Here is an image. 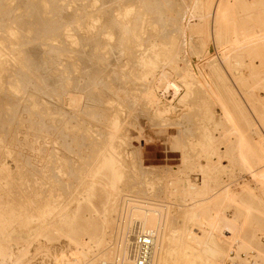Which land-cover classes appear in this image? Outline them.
<instances>
[{
	"label": "rangeland",
	"instance_id": "374dc122",
	"mask_svg": "<svg viewBox=\"0 0 264 264\" xmlns=\"http://www.w3.org/2000/svg\"><path fill=\"white\" fill-rule=\"evenodd\" d=\"M15 1L16 0H14V1L10 0L9 1L10 3L8 2L10 6L6 2L7 5L6 4L5 5L7 6L6 7L7 9H6L5 13L0 12V47H1L0 48V54L3 53L0 55L1 56L0 57V65L3 66V67L1 66L2 70L0 68V71H3L4 70L3 68H5L4 74H3V72L0 73V76H1L0 77V104H1L0 105V113H1L0 114L1 115L0 116V170L3 168L5 170L3 173H0V182H1L0 183V204H1L0 207H1V213H3L2 215L4 217L6 215H8L5 218L9 217V218H7L9 220V219H12L10 217H13L12 220H14V222L11 224L10 229H8V231L9 232L12 231L14 233H17L11 238V240L7 244H5L6 245L5 247L8 248V257L5 261V263L6 264H69L71 261H73L78 256V254H75V253H77L76 252L77 248L75 247V245L69 244L67 239H65L61 236H57V234H55V233L52 236V238L50 237L51 239H47V237H46L47 234L45 235V233H44V234H41L38 236H31L28 239V241H22V240L18 239L17 236H19V235L27 236L29 233L33 232L36 229L35 223H32L30 226L26 227L24 225V219L27 217H30L31 215H34V213H35V215L33 217H36V213L39 214V212H40V211L39 212H37V211L39 210L41 205H42V207L40 208V210H42L44 205H50L51 204V206H49V207L52 208L53 207L52 201L54 200V201H56V202L53 201L54 207H56L57 205H60V203H62V202H69L71 200L70 198L75 196L73 189L75 186L74 185V183H75L74 179H75L76 174H77V171H76L77 166L78 167L80 166L81 168H83L85 170V171L83 170L84 175L87 174L88 167H86V164L83 163L84 162L83 160H85V158L88 160V154H89V161L93 159L92 162L95 163L97 161V159H96L97 154L96 153L100 152V151L98 152V147L102 148L103 145H105L107 142V140H105L107 137H105V136H108V134L113 133L116 137H119L118 139L115 140L116 143L118 142L117 146L115 145V150L119 154V158L122 157L121 161L125 160L124 162H122L123 164H121V166H122L121 170L123 173H125L124 169H125V171L128 172V173L126 172L128 174V176H127V174H126V176L130 180L132 178L136 177L135 174H137V177H138V174L140 172V174L141 173L146 174V175L150 174V178L152 177L151 179H158L161 182H167L169 180L171 181L172 178L170 177V175L176 171V169H175L176 167L178 168L180 166L179 165V163H180L179 157H181V159H182V156H184L186 158V155H187V158H190L189 156L191 154L192 158L188 159V160H190L189 162H194L197 165L199 164L198 166H201V167H205L207 165V161L210 159L212 162L211 166L213 168V171H211V173L214 172L211 176V178L212 179L214 178V179L212 180V182H210V186L211 187H216L217 185H219V187L226 186L227 191H229V193L227 192L229 195L226 194V196L223 197V199H221L219 206L215 210L217 212L216 213L213 212V216H211L212 219H215L216 221L218 220L219 217L225 218L226 220H228V224L226 225V227L219 229V231H216L217 236L219 238L222 236L223 238H220V240H218V242H216L217 248L220 251H219V253L215 254L214 261L217 264H221L222 262L224 264H264V253H263L264 252V183L261 184V182L259 180L258 181H257V179L255 180L253 175L251 173H249V171L246 170V168L242 164H239L238 162L232 161V159L235 156H237V153L234 152L233 150H231L229 145H228V140L231 137V134H229L228 128L223 124L219 125L222 121L221 109L219 108V106L215 102H213L211 100L209 95L203 94L202 91H204V90L201 89L202 87H201V85H199L202 83L196 82L200 78V73H201L200 71L201 70H202V72H205V74H207V73L209 74V72H207L208 69L206 67H204L206 65L205 55H204V50L206 47L208 48V50H210L211 55L217 56L218 52H219L218 49H219L220 43H223L227 39V45H229L231 41L236 40V38L238 36V30L239 29L243 28V29H246L252 33L253 32L257 33V34L259 33V30H260L259 27L262 24L264 25V0H247L248 3H250V6H247V8H245V7L242 8V2L244 0H231L230 9L228 11H226L225 14L223 13L219 25H215L213 20L209 19V18H205L206 20L203 19L202 21H200L199 19H196V17H197L196 16V14H197L196 7H197L198 0L197 1L196 0H172V1L171 0H148V1L145 0L144 2L146 3V5H145V3L143 5V1H140V0H138V1L135 0L134 2H131L132 0H129L128 2L126 0H121V1L120 0H111V1L110 0H103V2H105V4L102 3V0L101 1L95 0L96 2L93 0H91V2H90V0H85L88 2H85L84 0H75V1L70 0V1H72V2H70L69 0H67L70 3L69 2L66 3L67 2L66 0H54V2L51 0L50 2L52 4L49 5V3H50V2H48L49 0H45V2H46L45 5H47V3H48L49 7H51V5H53V4H55L52 6L53 8L51 7L53 10L51 8H48V9H51V11L54 12L55 15H53L52 12H50V10H49V13H51L50 16L53 17V20H55L54 21L55 23H53V24H56L58 26V28L56 27V25H54V27L49 28L48 29L49 31H47V33L46 32L42 33L40 29L37 30V33L35 32L37 29V26H36L37 22L34 19V16L36 14L31 13L32 10H30L33 8L32 3L34 0L33 1L27 0L28 2H25L26 0L25 1L23 0L24 1V2L22 1L23 3L17 2V1L15 2ZM92 1L94 2L93 3L94 5L92 4ZM97 1H99V2H97ZM149 1H151V4ZM155 1L156 2L160 1V2L156 3ZM79 2H82L83 4H81V3L79 4ZM137 2H139V4L142 2L140 5L145 6V7L141 6L142 9L140 11L136 10V8L140 7L137 4ZM147 2H149L148 7H147ZM17 3H19V4L16 5ZM21 3H22V5H21ZM24 3H28V4L30 3L29 4L30 5L29 13L27 10L28 9L27 6H29V5L25 4V6H23ZM129 3H130L129 6L132 9L128 5H125V4H129ZM133 3H135L136 7ZM11 4H13V6H11ZM63 4H64V6H63ZM86 4L87 5L91 4L92 6L91 5H89V7L87 6V8H88V10H87L85 8ZM156 4H157V6L159 5V7H157ZM150 5H151V7H149ZM152 5H153V7H152ZM65 6H66V8H65ZM107 6H108V8H107ZM97 7H99V9ZM124 7H126L127 9ZM94 8H96V9H94ZM121 8H124V10ZM143 8H145V9L147 8L150 10L153 9L152 11H154V9L157 8L154 11L155 12L154 14L156 17H154L152 11L146 9V11H148V12L150 11V13H148ZM54 9H55V11H54ZM83 9H85V10H83ZM89 9H91V10H89ZM133 9L136 10L137 12H135ZM57 10H59V11H57ZM95 10H97V11H95ZM143 10L146 13H144ZM161 10H162V12H161ZM92 11L94 13L91 14L90 12H92ZM33 12L35 13V11H33ZM159 12H160V14H159ZM80 13L82 15H84V14L85 15L82 16V15H80ZM124 13H130V16L128 17L130 19V22H128L129 25H127L126 22H123L124 20L121 21L120 18H118V16L120 17ZM151 13L153 16L151 15ZM156 13L158 15H156ZM24 14H26V15H24ZM89 14H91L90 15L91 17L89 16ZM95 14H96V16H95ZM105 14H106V17L104 16ZM107 14L109 15V18L107 17L108 16ZM146 14H148V15H146ZM100 15H101V17H100ZM137 15H139V16L137 17ZM74 16H75V19H74ZM80 16H81V18H80ZM140 16H142V17L139 18ZM85 17H86V19L83 20L82 18H85ZM99 17L102 18L103 20H101ZM133 18L137 23H138L139 19L140 20L142 19L141 20L142 22L139 20L141 24L138 23L139 25H137L138 27L141 25L139 27L140 30L138 29V30H135V32L133 31L134 33H132V32L128 33L130 31V28L132 29V27L135 26L133 21H132ZM87 19L90 21L88 22ZM91 19H94L96 21V22L94 21L93 25L95 24L99 27L98 28L99 32L102 31L100 33V34H102V37L99 33H96L94 38L98 37L101 39V38L107 37L106 39L112 41V39H115L117 36H119V37H117V40L119 41L117 44L119 47L116 44V46L118 48H116L114 53H112L113 55L106 52L103 56L104 58L102 57L103 60H101V62H100V60L98 61V59H96L95 57H93V59H88V55L91 52L90 51L91 48L89 49V46L87 43L92 45L93 42L97 41L94 38L88 39V32L87 31H88V28H90V23L93 22V20H91ZM104 19H105V21H104ZM116 19H118V21ZM147 19L151 20V21L146 22V21H148ZM154 19H155V22H154ZM187 20H188V22H186ZM70 21H72V22H70ZM107 21L110 23V25H108V23L106 24ZM84 22H86V23L83 24ZM117 22H121V23L123 22V23L122 24L120 23V25L118 23L119 26L115 25V27L117 26L116 28L113 27L114 24H116ZM20 23L23 26L20 25ZM39 23H40V20H39ZM81 23L84 25V27H83V25H81ZM150 23H152V24H150ZM155 23H156V25H155ZM199 23H201V25ZM79 24L81 26L80 29L83 28L82 30H80L82 32H80L79 29L77 30V28H78L77 26ZM100 24L103 26H100ZM131 24H132V26H131ZM190 24H192V25H190ZM18 25H19V27H18ZM86 25H88L89 27ZM105 25L108 27H106ZM176 25H177V27H176ZM20 26H21V28H20ZM129 26H130V28H129ZM193 26H195L197 28L196 31L190 29V27H193ZM17 27H18V29H17ZM101 27L103 28V30H101ZM52 28H55V29H52ZM64 28L67 31H65ZM106 28H107V30H106ZM128 28H129V30H125ZM170 28L172 30H170ZM19 29L23 30V31H20ZM24 29H25V31H24ZM26 29L28 30V32H30V34L28 32H26ZM111 29H112V31H111ZM54 30H57V32H55ZM105 30L108 31L109 34H107V32ZM122 30L123 31L125 30V32H124L125 34L123 33ZM60 31H62V33ZM78 31H79V33H78ZM85 31L87 34L85 33ZM137 31H138V33H136ZM150 31H151V33H150ZM23 32H26V33H23ZM144 32H146V33H144ZM147 32H149V34H147ZM153 32H154V34H153ZM21 33H22V36H20ZM105 33H106V35H105ZM47 34H48V36H46ZM61 34H62V36L59 37V35H61ZM126 34H127V36H126ZM133 34L135 36L137 34H138L137 36H139V35L140 36L136 38ZM142 34H144V35H142ZM160 34H162V35H160ZM123 35H124V37H123ZM44 36H46V37H44ZM66 36H67V39H69V40H67V39L64 40L66 38ZM71 36H72V38H71ZM125 36L128 37V41L130 39V43H132V45L134 43V45H133L134 47L131 46V48H130V50H132V54L130 56L133 55V58L135 59L140 55H143V56L148 55V57L150 58V61L153 62L154 65L156 64L155 67H156V70L158 71L157 76L159 73H162L163 71L166 72L167 74L169 72H171L173 77H174V81L178 78L176 75L179 76L178 80H176L177 83H183L184 81H186L184 79L187 76H189L188 78H186L187 79L186 82L190 83L189 91H190V93H192L191 99H190V97L188 98L190 101H188L187 99H186V101L184 100L186 103L184 105V103L181 104L179 102H175L178 100H171L168 97H167L168 98L167 99L165 95H163L161 97H159V95H157L159 100H157V97H155L156 100L154 98V100H155L154 102L153 101H151L152 103H150V101L146 102L147 99H145V97H144V96H147L146 91L145 92H143V91L145 89L146 90H150V89L154 90V89L152 86L150 87V82H149L150 80L149 81L147 80L148 82L143 81V78H142V80H139V78L141 77L140 74L142 73L141 68L139 69V67L134 65V64L133 65L127 64V56H129V55L127 54L126 51H124V50H126L124 48V46H122L120 44V42H121L120 38L123 37L122 38V41H123L124 38L126 39ZM152 36H153V39H152ZM161 36H162V39L160 38ZM22 37L25 40H23ZM25 37H27V38H25ZM68 37H70L71 39ZM73 37H74V39H73ZM83 38H84V40H83ZM98 38H96V39H98ZM157 38H159V39H157ZM61 39H62V41H60ZM86 39H88V40H86ZM93 39H94V41H93ZM140 39H142V40H140ZM48 40H49L50 44L48 43ZM79 40L81 41L80 44H79V42H80ZM89 40L91 42H89ZM138 40L141 42H139ZM151 40H152V43H150ZM245 40H243V41H245ZM67 41H69V42H67ZM84 41H86V42H84ZM125 41H127V39ZM148 41H150V42H148ZM156 41H158V42H156ZM42 42H44V43H42ZM82 42H84V43H82ZM143 42H145V43H143ZM246 42L248 43V41H245V42H243V44ZM83 44H84V46L85 45L86 46L84 47ZM137 44L139 45V47L137 46ZM48 45H50V46H48ZM53 45H55V46L52 49L53 50L52 51L51 48L53 47ZM80 45H82V47H80ZM146 45H147V47H146ZM63 46L64 47L66 46L68 48L69 52L67 51V54L65 53L67 58L62 53L61 47H63ZM56 47L58 49H56ZM203 47H205V48H203ZM121 48H124V50H120ZM159 48L161 51L163 49L164 50L166 49V51L169 54L166 53L167 55L165 57H167V56H169V57H167L165 59H163V57H160V58L157 57L156 58V54H157V51L159 50ZM9 49H11V51H9ZM54 49H56V51ZM78 49L79 50L81 49V50L77 51ZM155 49H158V50H155ZM86 50L87 51L89 50V52H87ZM24 51H25V53H24ZM116 51L117 52L120 51L118 53L120 55H117ZM55 52L56 53L59 52V53L56 54ZM79 52H81V53L79 54ZM135 52H136V54H135ZM146 52H148V53L146 54ZM47 53H48V55H47ZM140 53H142V54H140ZM60 54H61V57H59ZM81 54L83 55V57H81ZM170 54H171V56H170ZM224 54H225V59L223 61V59H221V57H220L219 59H221L220 60L221 62L220 63L218 62V66L221 68V70L227 76H230V78H232V79H234V81H236V85L238 86V88L243 89L245 93L253 96V100L256 101L257 111L259 113H262V115L264 116V89H263L264 88V59L262 57L255 56V55L245 56L243 54L241 56V55H239L240 53L237 50H235V48L225 50ZM114 55L118 58H115ZM18 56H20V57L24 56V58L27 62L30 60L28 63H30L29 65H31L32 68H31V66H26V69L22 71V69H24L25 66H20L19 63L17 64V61H19V59H20V57H18ZM17 57L19 58L18 60H16ZM108 57L111 59H109ZM112 57H113V59L115 58V59L119 60L120 63L119 62L118 63L123 65L122 68H121V65L116 64V62L111 61ZM70 58L72 60H70ZM78 58H80L79 60L82 63H80ZM106 58H108V59H106ZM119 58H122V59H119ZM172 58L173 59L176 58V59H174L176 61V63ZM73 59H76L75 60L76 62ZM151 59H153V60H151ZM170 59L172 60L171 65H174L173 67L175 68L173 70L172 69L170 70L169 64H167V62H169L168 60H170ZM59 60H61L62 63L59 62ZM84 60H85V62H84ZM87 60L89 62H87ZM92 60H94V61H92ZM155 60H157V62ZM179 60H181V61H179ZM217 60H218V56H217ZM67 61L69 63H71L72 65L71 64L69 65V63ZM70 61H73V62H70ZM108 61H111V62L108 63ZM237 61L240 62L241 64L238 65ZM65 62H66V67H64ZM1 63L5 64V65H3ZM33 63H34V67H33ZM83 63L85 65V67L83 66ZM91 63H92V66L94 65L95 68L98 66L96 68V71H97V74L99 75V76L98 75L96 76V80L94 82H92V84H91V82L89 83V81H87L90 70L92 71V73H94V70H93L94 67L91 66ZM67 64L70 67H68ZM26 65H28V64H26ZM58 65H59V67H57ZM79 65H81V66H79ZM35 66H36V68H35ZM62 66H63V68H61ZM135 66H136V68L134 69ZM56 67L59 71L55 69ZM76 67H78V69ZM87 67H89V68H87ZM91 67L93 69H91ZM198 67H199V69H198ZM81 68H83V71L85 70L84 73H83V71H80ZM86 69L88 72L86 71ZM101 69H102V72L100 74L99 72ZM55 70L58 71L59 73L54 72ZM66 70H68V71H66ZM70 70H71V73H70ZM73 70L77 71V72H74ZM136 71H137V73H136ZM66 72H68L67 75H66ZM85 72H87L88 74ZM119 72L121 75L119 74ZM24 73H26V74H24ZM60 73L62 75L63 74H65V75L62 76ZM106 73L107 74L109 73L110 76L109 75L107 76ZM191 73H193V74H191ZM30 74H32L33 76H30ZM179 74H181V76ZM69 75H70V77H69ZM137 75L138 76L140 75V77H138V79H136ZM198 75H199V77H198ZM76 76H77V78H75ZM115 76H117V78ZM45 77H46V79L44 80ZM112 77L117 79L116 85H118V86L120 85L119 86L120 88H117L118 95H120L126 91L127 92L120 95V97H119L118 95H116V93L115 94L113 93V96H112V93L110 91H108V92L106 91V93H108L109 95L105 94L103 97V102H100V103L96 102V100L90 99L93 92L98 91V87L100 90V88H102L103 84H104V86L107 84V83L105 84V81L108 82V80ZM180 77H184V78H181V80L183 79L184 81L179 80ZM55 78H57L58 82L57 81L54 82L56 80ZM119 78H121V79L118 80ZM127 78H129V79H127ZM26 80H27V82H26ZM39 80H41V81H39ZM82 80L83 81L85 80V81L83 82ZM38 81L41 82V84ZM42 81H43V83H42ZM69 81L70 82L73 81L74 84H73V82L70 83ZM96 81H97V83H96ZM102 81H103V84L101 83ZM121 81H122V83H121ZM198 81L201 82V80H198ZM62 83H64L65 85ZM68 83H70L71 85ZM93 83L94 84L99 83L101 85L96 86V85H93ZM194 83H196V84H194ZM84 84H85V87L83 86ZM90 84H91V86H93L92 88H94V89H92L90 87ZM55 85L56 86L61 85V87L59 86V90H58V86L55 87ZM78 85L81 87H79ZM121 86L123 87L122 90H121V88H122ZM196 86H198V87L195 88ZM63 87H67V90H66V88H63ZM61 88H63V89H61ZM190 88H191V90H190ZM56 89H57V92H56ZM61 90H62V92H61ZM71 90H73L75 92H73ZM82 90H84V92ZM123 90H125V91H123ZM147 92H149V91H147ZM154 92H155V90H154ZM195 92H196V94H194ZM198 92L202 93V94L198 95ZM69 93L71 94V96L69 95ZM83 94H84V96H80ZM131 94H133V95H131ZM193 94H194V96H196L195 99L193 97ZM58 95L60 97H63V98H59ZM66 95L70 96L71 101L73 100L72 102L69 101V104L67 102L69 98L67 99ZM73 95L75 96V98L73 97ZM129 95H131V96H129ZM154 95H155V93H154ZM77 96L79 97V99L81 101L79 99L78 100L76 99V98H78ZM85 96H86V98L88 97L87 99H89V100H85V98H84ZM106 96L108 97V99H106L107 98ZM114 96H115V98H114ZM117 96H118V98H117ZM123 96H125V97H123ZM127 96H128V98H126ZM137 96H139V99L137 98ZM198 96H199V98H198ZM129 97L131 99L134 98V100H131ZM72 98H74L75 100ZM116 98L119 100H117ZM192 99H194L193 102H192ZM82 100L85 102H83ZM195 100H197V101H195ZM86 101H88V102H86ZM130 101H135V102H130ZM138 101H139V103L141 102V104H139ZM156 101H158L159 104ZM169 101H170V103H169ZM91 102H93V104ZM104 102H107V103H105L106 105L104 104ZM155 102H156V104H155ZM165 102H166V104L164 105L163 103H165ZM39 103H41V104H39ZM113 103H116V104H113ZM129 103L131 106L129 105ZM135 103H136V106H135ZM167 104H168V106L169 105L170 106L169 107L166 106ZM127 105H128V107H127ZM144 105H146V106H144ZM156 105H157V108H156ZM160 105H164V106H160ZM143 106H144V108L139 110ZM172 106H175V107H172ZM183 106H185V107H183ZM81 107H84V109H82ZM92 107L95 108V110L94 109L92 110ZM160 107H161V109H160ZM162 107H166L167 109H170L172 107L170 110H173L174 112L173 111H170V112H172L173 114L168 112L169 114L167 113L166 116L162 115V116L158 117L156 111H157V109H159V112H160V110L163 109ZM113 108H114V110H113ZM133 108L134 109L137 108V109L133 110ZM7 111H8V113H7ZM87 111H88L89 115L86 114ZM145 111H146V114H150V112H151V114L150 115H145V113L142 114V112H145ZM191 112H192V114H191ZM61 115H62V117L63 116L64 117L59 118V117H61ZM156 117H157V119H156ZM255 117H256V122L258 121L257 122L258 125L261 124V120L260 121L258 120L259 116L256 115ZM130 118H132V119H130ZM151 118L153 119V121ZM99 119H100V121H99ZM168 119H170V120H168ZM171 119L173 120V122ZM113 120H115L117 123V125L115 126L116 130L113 128L114 131L112 130V127L110 125V122ZM163 120H165V121H163ZM134 121H135V123H134ZM149 121H151V122H149ZM157 121H161V122H159V125H157V123H158ZM168 123H171L172 125H170ZM160 124L162 125V127ZM166 124H168L169 126H167ZM178 124H180L179 125L180 127H178ZM181 124L182 125L184 124V125L181 126ZM69 126H70V128H69ZM117 126H118V128H117ZM171 126H172L171 130H169ZM263 126H264L263 124L261 126L259 125V127L261 128L260 129L261 130L260 136H262L261 138L264 140V136H263L264 135V127ZM166 127H167V129H166ZM173 127H174V129H173ZM175 128L176 129L179 128L178 131H181L180 129L182 128L183 131L178 132ZM174 130H175V133L178 132L175 135L177 137L176 139H178V140L181 139V141L184 139V141H182V142H185V140H186V141L192 142L194 144L189 143V145L191 144L189 148L183 147L181 149L179 146L178 147L180 149L176 148L179 142H177V144H174V143L172 144L171 142H169L172 140L174 142L178 141L175 139V136L171 137V136H173L171 133ZM116 133H118L119 135ZM181 135H183V136H181ZM75 136L77 137V140H76ZM71 137L72 138L74 137L72 142H71V140H72ZM103 137L105 139H101ZM127 137H129V139H127ZM87 138H89L88 140H91V141L88 142ZM81 140H83V141L85 140V144ZM99 140H100V144L103 142L101 147L99 146L100 144H98ZM79 141H81V144ZM198 142H199V144H198ZM89 143L91 144V146H88V145H90ZM95 143H97V144H95ZM195 143H196V145H195ZM170 144H172V147ZM173 145H176V146H173ZM192 145L195 147L193 148ZM77 146H79V147H77ZM69 147H71V148H69ZM173 147H175V148H173ZM64 148H65V150H64ZM89 148L90 149L92 148V149L90 150ZM93 149H94V151H93ZM96 149H97V151H96ZM186 149H187V151H186ZM68 150L70 153L68 152ZM171 150H173V151L175 150L176 153L175 152L173 153V151H171ZM188 150L190 151V153H188L189 152ZM178 151L179 152L181 151V152L179 153ZM177 152H178V154H177ZM90 155H92V156H90ZM93 155H95V157ZM63 156L66 157V159H64ZM64 160L65 161L68 160L69 162L68 161L65 162ZM87 160H86V162H88ZM81 161H83V162H81ZM130 162H132V163H130ZM59 164L61 167L59 166ZM128 164H132V165L129 166ZM134 164L136 166V169H135L136 172H134L135 170H132L135 168ZM69 165L71 168H73V169L75 168V169L73 170L71 168H68ZM127 165H128V167H127ZM62 168H64V169H62ZM65 168H67V171H65L66 170ZM198 169L199 168H197V167L189 169L188 170L189 173H188L187 177H188V180H190V182H192L191 184L201 186L203 175H202L201 171ZM72 172L76 173V174H72ZM36 174H38V175H36ZM64 174H65V176H64ZM68 174H69V176H68ZM140 174H139V177H140ZM56 175H57V177H55ZM105 175H106L105 172L101 175H96L97 176L96 177L97 184L95 185L96 196L94 197L92 203H93V206L99 211L101 210L102 204L104 202L103 185H105V183H106ZM130 175L131 176L134 175V176H132V178H131ZM155 177H157V178H155ZM58 178H61L63 183H64V181H65V183H68V184L71 183L72 185L71 184L70 185H71V187H73L72 188L73 192L70 191L71 187L69 185H68L69 190L65 189L66 187L64 186V184L61 182L60 179L58 180ZM70 179H72V180H70ZM38 180H40V181H38ZM165 184L166 183H164V185ZM244 185H247V186H244ZM243 186L249 187V189L250 188L253 189V193L249 194L246 191H244ZM50 189H52L53 191ZM48 190L51 191L52 193L48 192ZM64 191H66V193L67 192H70V193L61 195V193H65ZM51 194H52V197H51ZM56 194L58 197L55 196ZM48 197H50V199H52V198H55V199H52L50 202V199ZM46 198H47V200L49 199L47 204H45L47 201ZM179 198L180 197H175L174 201L178 202ZM226 198H227V200H226ZM40 199H42V200H40ZM27 203H29V204L27 205ZM22 204H24V205H22ZM36 204H39L40 206L36 205ZM8 205H10V206H8ZM29 205H31L32 207L31 206L29 207ZM34 205H36V206H34ZM33 206L36 208H34ZM74 207H75L74 203H72L71 208H74ZM5 208H6V210H5ZM7 208H8V210H7ZM25 208L27 211L25 210ZM29 208H30L31 212L33 211L32 213L29 211ZM119 208H120V206H119ZM119 208H118V210H119ZM12 210H13V212H12ZM17 210H19V211H17ZM10 211H11V213H10ZM177 211H179V210L177 209ZM177 211H176V213L179 215L180 212H177ZM8 213L11 214V216ZM118 213H119V211H118ZM38 214H37V216H38ZM117 215H116V217H117ZM18 219H20V220H18ZM12 220H11V222H12ZM218 225H219V222H218ZM113 230H115V226H114V229H112V232L111 231L109 232V234L112 233V237L114 236V238H112L110 236L112 238V243L115 242V235L113 234L114 233ZM231 230H233V231H231ZM232 232H234L233 233L234 235L232 234ZM229 233H231V234H229ZM237 236L239 237V239ZM234 238L235 239L237 238L236 240L239 241L238 245H230L232 243V240H235ZM225 250H228L230 253L225 252ZM93 252L94 251H92V253Z\"/></svg>",
	"mask_w": 264,
	"mask_h": 264
},
{
	"label": "bare ground",
	"instance_id": "6f19581e",
	"mask_svg": "<svg viewBox=\"0 0 264 264\" xmlns=\"http://www.w3.org/2000/svg\"><path fill=\"white\" fill-rule=\"evenodd\" d=\"M10 0H0V12L1 13H5L6 11V5L7 3L9 2ZM14 1V0H12ZM17 2H22L23 0H16ZM15 1V2H16ZM25 1V0H24ZM23 1V2H24ZM33 1V0H31ZM30 1V2H31ZM37 1V2H36ZM43 1V2H42ZM51 0H49L48 2H50ZM54 2V0H52ZM67 1V0H66ZM70 1V0H69ZM69 1H67L66 3H68ZM73 1V0H72ZM70 1V2H72ZM75 1V0H74ZM85 1V0H84ZM95 1V0H93ZM92 1V4L94 3ZM101 1V0H99ZM97 1V2H99ZM111 1V0H110ZM121 1V0H120ZM127 2L129 0H126ZM135 0H132L131 2H134ZM138 1V0H137ZM140 1H143V5H144V1L145 0H140ZM139 1V2H140ZM148 1V0H146ZM172 1V0H171ZM197 1V0H196ZM7 2V3H6ZM22 2V3H23ZM25 2H28L27 0ZM60 2V1H59ZM69 2V3H70ZM85 2H88V1H85ZM91 2V0H90ZM89 2V3H90ZM96 2V1H95ZM126 2V3H127ZM130 2V3H131ZM139 2H137V4L140 6L138 8H136L137 11H140L142 8L139 4ZM150 4H151V1H149ZM147 2V7H148V3ZM154 2V1H153ZM156 2V1H155ZM157 2H160V1H157ZM156 2V3H157ZM10 3V2H9ZM8 3V5H9ZM13 3V2H12ZM21 3V5H22ZM32 3V2H31ZM45 0H34L33 3H32V6L33 8L30 9V3H24L23 6H25V4L29 5L27 6L28 7V13L30 10L31 13L33 14H36L34 16V19L36 20V26H37V29H36V33H37V30L40 29L42 33L49 31L48 29L51 28V27H54V25L56 24H53L55 23L53 20V17L50 16L51 13H49V10L50 12H52L53 15L54 12L51 11V9L53 8L52 6L55 5H51V7H49L50 4H52L51 2L47 3V5H45ZM83 4L82 2H79V4ZM102 3L105 4V2H103L102 0ZM108 3V2H107ZM129 4H125V5H130ZM173 3V2H172ZM189 3V2H188ZM6 4V5H5ZM15 4V3H14ZM19 3H17L16 5H18ZM124 4V3H123ZM135 5V3H133ZM194 4V3H193ZM72 5V4H71ZM91 5V4H89ZM89 5L86 4V9L88 10L87 6L89 7ZM94 5V4H93ZM102 5V4H101ZM100 5V6H101ZM146 5V3H145ZM154 5V4H153ZM152 5V7H153ZM180 5V4H179ZM196 5V4H195ZM230 5H231V0H198V3H197V7H196V10H197V14H196V19H199L200 21H202L203 19L205 18H209V19H212L214 24L215 25H219L220 24V21H221V17L223 15V13L225 14L226 11H228L230 9ZM10 6V5H9ZM8 6V7H9ZM11 6H13V4H11ZM64 6V4H63ZM92 6V5H91ZM98 6V5H97ZM109 6V5H108ZM107 6V8H108ZM132 6V5H131ZM157 6V4H156ZM247 6H250V3H248L247 0H244L242 2V8L245 7L247 8ZM26 7V8H27ZM55 7V6H54ZM60 7V6H59ZM76 7V6H75ZM95 7V6H94ZM130 7V6H129ZM136 7V5H135ZM142 7H145V6H142ZM151 7V5L149 6ZM155 7V6H154ZM159 7V5L157 6ZM195 7V6H194ZM48 8H51V9H48ZM66 8V6H65ZM84 8V7H83ZM91 8V7H90ZM99 9V7H97ZM116 8V7H115ZM126 8V7H124ZM124 8H121L124 10ZM131 8V7H130ZM258 8V7H257ZM25 9V8H24ZM30 9V10H29ZM82 9V8H81ZM96 9V8H94ZM127 9V8H126ZM129 9V8H128ZM132 9V8H131ZM145 11L146 9L143 8ZM152 9V8H151ZM157 9V8H156ZM154 9V11L156 10ZM168 9V8H167ZM18 10V9H17ZM26 10V9H25ZM53 10V9H52ZM85 10V9H83ZM86 10V11H87ZM91 10V9H89ZM93 10V9H92ZM102 10V9H101ZM108 10V9H107ZM111 10V9H110ZM134 10V9H133ZM136 10H134L135 12H137ZM144 13L148 12V11H144ZM147 10H150V9H147ZM153 10V9H152ZM150 10V11H152ZM160 10V9H159ZM183 10V9H182ZM195 10V9H194ZM35 11V13L33 12ZM55 11V9H54ZM59 11V10H57ZM85 11V12H86ZM97 11V10H95ZM99 11V10H98ZM104 11V10H103ZM131 11V10H130ZM150 11L148 13H150ZM152 11L154 17L155 16V12ZM84 12V13H85ZM106 12V11H105ZM104 12V13H105ZM122 12V11H121ZM128 12V11H127ZM132 12V11H131ZM142 12V11H141ZM142 12V13H143ZM157 12V11H156ZM162 12V10H161ZM30 13V14H31ZM76 13V12H75ZM87 13V12H86ZM91 14L94 13L93 11L90 12ZM96 13V12H95ZM98 13V12H97ZM117 13V12H116ZM123 13V12H122ZM134 13V12H133ZM141 13V14H142ZM151 13V15H152ZM164 13V12H163ZM196 13V12H195ZM89 14V16L91 15ZM99 14V13H98ZM112 14V13H111ZM118 14V13H117ZM120 14V13H119ZM132 14V13H131ZM135 14V13H134ZM138 14V13H137ZM160 14V12H159ZM194 14V13H193ZM26 15V14H24ZM78 15V14H77ZM80 15H82L80 13ZM85 15V14H84ZM82 15V16H84ZM87 15V14H86ZM108 15V14H107ZM116 15V14H115ZM144 15V14H143ZM142 15V16H143ZM148 15V14H146ZM152 15V16H153ZM156 15H158L156 13ZM175 15V14H174ZM187 15V14H186ZM3 16V15H2ZM1 16V17H2ZM33 16V15H32ZM88 16V15H87ZM86 16V17H87ZM96 16V14H95ZM99 16V15H98ZM106 17V14L104 15ZM130 16V13H124L122 14L120 17L118 16V18H120V20H124L123 22H126L127 25L128 22H130V19L128 18ZM133 16V15H132ZM135 16V15H134ZM139 15H137L138 17ZM142 16H140L139 18H141ZM160 16V15H159ZM4 17V16H3ZM25 17V16H24ZM85 18H82L83 20L86 19ZM91 17V16H90ZM101 17V15H100ZM99 17V18H100ZM109 18V15L107 16ZM149 17V16H148ZM153 17V18H154ZM30 18V17H29ZM33 18V17H32ZM81 18V16H80ZM93 18V17H92ZM117 18V17H116ZM3 19V18H2ZM7 19V18H6ZM58 19V18H57ZM73 19V18H72ZM74 19H75V16H74ZM78 19V18H77ZM101 20H103L102 18H100ZM138 19V18H137ZM136 19V20H137ZM151 19V18H150ZM157 19V18H156ZM30 20V19H29ZM39 20H40V23H39ZM80 20V19H79ZM93 20L92 23H90V28H88V39H91V38H94L96 33H101L103 30V28L101 27V32H99V27L97 25H93L94 23V19H91ZM98 20V19H97ZM118 21V19H116ZM140 20V19H139ZM138 20V23H140V20ZM148 20V19H147ZM162 20V19H161ZM206 20V19H205ZM74 21V20H73ZM87 21L89 22L90 20L87 19ZM105 21V19H104ZM111 21V20H110ZM133 23H134V27H132V29L130 28V31L128 33H134L135 30H138L139 27L141 26H137L139 25L135 20L134 18L132 19ZM144 21V20H143ZM151 20H148L146 22H149ZM181 21V20H180ZM24 22V21H23ZM30 22V21H29ZM68 22V21H67ZM72 22V21H70ZM96 22V21H95ZM103 22V21H102ZM122 22V23H123ZM142 22V21H141ZM154 22H155V19H154ZM159 22V21H158ZM157 22V23H158ZM188 22V20L186 21ZM206 22V21H205ZM86 22H84L83 24H85ZM104 23V22H103ZM102 23V24H103ZM108 23V25H110V23L107 21L106 24ZM121 22H117L116 24H114L113 27H115V25L119 26ZM121 23V24H122ZM160 23V22H159ZM177 23V22H176ZM9 24V23H8ZM75 24V23H74ZM81 23V25H83ZM99 24V23H98ZM105 24V23H104ZM113 24V23H112ZM125 24V23H124ZM149 24V23H148ZM152 24V23H150ZM163 24V23H162ZM201 25V23H199ZM2 25V24H1ZM20 25H22L20 23ZM63 25V24H62ZM145 25V24H144ZM156 25V23H155ZM192 25V24H190ZM212 25V24H211ZM23 26V25H22ZM68 26V25H67ZM66 26V27H67ZM77 26V25H76ZM88 26V25H86ZM100 26H103L100 24ZM106 26V25H105ZM104 26V27H105ZM116 26V27H117ZM132 26V24H131ZM146 26V25H145ZM159 26V25H158ZM19 27V25H18ZM17 27V29H18ZM56 27L58 28V26L56 25ZM64 27V26H63ZM74 27V26H73ZM77 30L80 29V24L77 26ZM84 27V25H83ZM89 27V26H88ZM108 27V26H106ZM115 27V28H116ZM127 27V26H126ZM147 27V26H146ZM177 27V25H176ZM202 27V26H201ZM21 28V26H20ZM33 28V27H32ZM36 28V27H35ZM62 28V27H61ZM110 28V27H109ZM122 28V27H121ZM128 29H125V30H129ZM137 28V29H136ZM144 28V27H143ZM185 28V27H184ZM260 30H259V33H252V32H249L248 30L246 29H239L238 30V36L236 38V40H233L230 42L229 45H227V39L223 42V43H220L219 45V52H218V60H217V56H214V55H211V52L210 50H208V48L206 47H203L205 48L204 50V55H205V62H206V65L204 67H206L208 70L207 72H209V74H205V72H202V70L200 71V78L198 80H201V82H199L197 79L196 82L198 83H202V84H199L201 85V89H203L204 91L203 94L204 95H209V97L211 98V100L213 102H215L219 108L221 109V124L225 125L228 130H229V134H231V137L230 139L228 140V145L230 147L231 150H233L234 152L237 153V156H235L232 161H235V162H238L239 164H242L246 170L249 171V173H251L253 175V177L255 178V180L257 179V181L259 180L262 183H264V140L261 138L262 136H260V132H261V128L259 127V125L261 126L262 124L264 125V116L262 115V113H259L257 111V108H256V101L253 100V96L252 95H249L247 93L244 92L243 89H240L238 88V86L236 85V81H234V79L230 78V76H227L222 70L221 68L218 66V62L220 63L221 59H225V50L227 49H231V48H235V50H237L240 54L239 55H245V56H251V55H255V56H259V57H262L264 59V25L262 24L260 27ZM52 29H55V28H52ZM145 29V28H144ZM191 30H197V28L195 26L193 27H190ZM199 29V28H198ZM20 30V29H19ZM18 30V31H19ZM39 30V31H40ZM62 30V29H61ZM65 30V28H64ZM75 30V29H74ZM87 30V29H86ZM107 30V28H106ZM105 30V31H106ZM109 30V29H108ZM125 30L123 31V33L125 32ZM140 30V29H139ZM151 30V29H150ZM170 30H172L170 28ZM178 30V29H177ZM189 30V29H188ZM200 30V29H199ZM20 31H23V30H20ZM25 31V29H24ZM55 32H57V30H54ZM53 31V32H54ZM67 31V30H65ZM78 31V33H79ZM112 31V29H111ZM110 31V32H111ZM134 31V32H133ZM142 31V30H141ZM168 31V30H167ZM201 31V30H200ZM4 32V31H3ZM26 32H28V30L26 29ZM26 32H23V33H26ZM40 32V33H41ZM52 32V33H53ZM62 33V31H60ZM82 32V31H80ZM107 34H109L108 31H106ZM158 32V31H157ZM198 32V31H197ZM20 33V32H19ZM30 34V32H28ZM41 33V34H42ZM59 33V32H58ZM65 33V32H64ZM86 33V31H85ZM122 33V32H121ZM138 33V31L136 32ZM143 33V32H142ZM146 33V32H144ZM151 33V31H150ZM167 33V32H166ZM28 34V35H29ZM87 34V33H86ZM125 34V33H124ZM147 34H149V32H147ZM154 34V32H153ZM157 34V33H156ZM13 35V34H12ZM32 35V34H31ZM52 35V34H51ZM77 35V34H76ZM101 37H102V34H100ZM106 35V33H105ZM112 35V34H111ZM119 35V34H118ZM134 35V34H133ZM138 35V34H137ZM135 36L136 38L139 37V36ZM144 35V34H142ZM162 35V34H160ZM22 36V33L21 35ZM43 36V35H42ZM48 36V34L46 35ZM44 36V37H46ZM57 36V35H56ZM61 35H59V37H61ZM127 36V34H126ZM125 36V37H126ZM130 36V35H129ZM154 36V35H153ZM153 36H152V39H153ZM76 37V36H75ZM80 37V36H79ZM119 37V36H117ZM117 37L115 39H112L111 40H108L106 38H94L95 42H93L92 45H90L89 43L88 46H89V49H90V53L88 55V59H93V57H95L96 59H98V61L100 60H103V56L104 54L107 52V53H110L111 55H113L112 53H114L115 49L118 48V40H117ZM121 37V36H120ZM124 37V35H123ZM122 37V38H123ZM156 37V36H155ZM164 37V36H163ZM257 37V38H256ZM16 38V37H15ZM27 38V37H25ZM35 38V37H34ZM63 38V37H62ZM70 38V37H68ZM72 38V36H71ZM70 38V39H71ZM77 38V37H76ZM85 38V37H84ZM83 38V40H84ZM122 38L121 39V42L120 44L122 46H124V48L126 50H124V48H121L120 50H124L127 52V54L129 56H127V64L130 65V64H134L136 66L139 67V69L141 68L142 69V73L138 76L137 75V78H139V80H142L143 78V81H149L150 82V87L152 86L153 89L155 90H144L143 92L146 91V95L147 96H144L145 99H147L146 102H149L152 103L151 101H155L157 97V95H159V97L165 95L166 98L168 97L169 99L171 100H178V101H175V102H179L181 104L184 103V105L186 104L185 101L186 99L188 101H190L188 98L190 97L191 99V95L192 93H190L189 91V87H190V83H187V79L189 76H187L184 80L183 79L181 80V78H184V77H180L179 80L181 81H184L183 83H177L176 80H178L179 76L176 75L178 78L174 81V77L172 75L171 72H169L168 74L166 72H162V73H159L158 76H157V70H156V67L154 65L153 62L150 61V58L147 56H143V55H140L138 56L137 58H133V55L130 56L132 54V50H130L132 43H130V39L128 41V37H126L127 41H125L126 39L124 38L123 41H122ZM132 38V37H131ZM148 38V37H147ZM151 38V37H150ZM162 39V36L160 37ZM23 39V37H22ZM21 39V40H22ZM37 39V38H36ZM35 39V40H36ZM67 39V36L64 40ZM74 39V37H73ZM82 39V38H81ZM86 39V40H88ZM93 39V41H94ZM119 39V40H120ZM133 39V38H132ZM159 39V38H157ZM164 39V38H163ZM166 39V38H165ZM187 39V38H186ZM246 39V40H245ZM25 40V39H23ZM33 40V39H32ZM38 40V39H37ZM69 40V39H67ZM82 40V41H83ZM135 40V39H134ZM142 40V39H140ZM150 40V39H149ZM248 41V43H244L245 41ZM5 41V40H4ZM47 41V40H46ZM45 41V42H46ZM62 41V39L60 40ZM71 41V40H70ZM80 41V40H79ZM136 41V40H135ZM134 41V42H135ZM139 41V40H138ZM144 41V40H143ZM147 41V40H146ZM212 41V40H211ZM18 42V41H17ZM69 42V41H67ZM77 42V41H76ZM86 42V41H84ZM82 42V43H84ZM89 42H91L89 40ZM141 42V41H139ZM150 42V41H148ZM158 42V41H156ZM155 42V43H156ZM164 42V41H163ZM23 43V42H22ZM44 43V42H42ZM48 43H49V40H48ZM47 43V44H48ZM62 43V42H61ZM81 43V41L79 42V44ZM145 43V42H143ZM152 43V40L151 42ZM188 43V42H187ZM8 44V43H7ZM15 44V43H14ZM50 44V43H49ZM59 44V43H58ZM72 44V43H71ZM74 44V43H73ZM117 44V46H116ZM119 44V45H120ZM147 44V43H146ZM205 44V43H204ZM17 45V44H16ZM44 45V44H43ZM52 45V44H51ZM76 45V44H75ZM74 45V46H75ZM145 45V44H144ZM6 46V45H5ZM50 46V45H48ZM55 45H53V47L51 48V50L54 48ZM84 46V44H83ZM86 46V45H85ZM84 46V47H85ZM136 46V45H135ZM137 46L139 47V45L137 44ZM136 46V47H137ZM143 46V45H142ZM150 46V45H149ZM156 46V45H155ZM160 46V45H159ZM41 47V46H40ZM46 47V46H45ZM78 47V46H77ZM80 47H82V45H80ZM79 47V48H80ZM83 47V48H84ZM134 47V46H133ZM145 47V46H144ZM147 47V45H146ZM1 48V47H0ZM6 48V47H5ZM87 48V47H86ZM161 48V47H160ZM159 50L158 49H155V50H158L157 51V54H156V58H160V57H163V59L169 57H165L168 53L166 51V49L164 50ZM4 49V48H3ZM56 49H58L56 47ZM56 49H54L56 51ZM137 49V48H136ZM61 50H62V53L65 55L66 57V54H67V51H68V48L65 46L61 47ZM81 50V49H80ZM79 49L77 51H80ZM134 50V49H133ZM172 50V49H171ZM9 51H11V49H9ZM53 51V50H52ZM87 51V50H86ZM2 52V51H1ZM8 52V51H7ZM60 52V51H59ZM57 52V53H59ZM69 52V51H68ZM89 52V50L87 51ZM86 52V53H87ZM117 52V51H116ZM115 52V53H116ZM120 52V51H119ZM119 52H117L116 54L117 55H120L118 54ZM162 52V53H161ZM202 52V51H201ZM9 53V52H8ZM18 53V52H17ZM20 53V52H19ZM25 53V51H24ZM52 53V52H51ZM56 53V52H55ZM56 53V54H57ZM66 53V54H65ZM81 52H79L80 54ZM148 52H146L147 54ZM3 54V53H1ZM0 54V55H1ZM23 54V53H22ZM54 54V53H53ZM71 54V53H70ZM78 54V55H79ZM88 54V53H87ZM136 54V52H135ZM142 54V53H140ZM155 54V53H154ZM169 54V53H168ZM8 55V54H7ZM19 55V54H18ZM48 55V53H47ZM50 55V54H49ZM109 55V54H108ZM107 55V56H108ZM110 55V56H111ZM68 56V55H67ZM70 56V55H69ZM80 56V55H79ZM106 56V55H105ZM115 56V55H114ZM113 56V57H114ZM135 56V55H134ZM153 56V55H152ZM171 56V54H170ZM1 57V56H0ZM20 57V56H18ZM17 57L16 60H18L19 58ZM61 57V54L60 56ZM64 57V56H63ZM81 57H83V55L81 54ZM103 57V58H102ZM112 57V62H116V64H119V60L118 59H115V58H118L115 56V58L113 59ZM122 57V56H121ZM204 57V56H203ZM216 57V58H215ZM221 57V59H219ZM29 58V57H28ZM47 58V57H46ZM67 58V57H66ZM72 58V57H71ZM70 58V60H72ZM94 58V59H95ZM109 58V57H108ZM106 58V59H108ZM237 58V57H236ZM80 58H78L79 60ZM95 59V60H96ZM111 59V58H109ZM119 59H122V58H119ZM169 59V58H168ZM173 59V58H172ZM176 59V58H174ZM173 59V60H174ZM7 60V59H6ZM54 60V59H53ZM68 60V59H67ZM74 61L76 59H73ZM153 60V59H151ZM161 60V59H160ZM30 61V60H29ZM28 61V62H29ZM45 61V60H44ZM80 61V60H79ZM94 61V60H92ZM105 61V60H104ZM107 61V60H106ZM111 61H108V63H110ZM157 62V60H155ZM154 61V62H155ZM169 62H167V64H169V67H170V70L172 69H175L173 66L174 65H171L172 64V60H168ZM175 61V60H174ZM181 61V60H179ZM196 61V60H195ZM9 62V61H8ZM24 56L20 57L19 61H17V64L19 63L20 66H25L23 70L26 69V66H31L29 65L30 63H28ZM48 62V61H47ZM59 62H61V60H59ZM68 62V61H67ZM70 62H73V61H70ZM76 62V61H75ZM85 62V60H84ZM87 62H89L87 60ZM119 62V63H118ZM126 62V61H125ZM131 62V63H130ZM155 62V63H156ZM165 62V63H166ZM238 62V61H237ZM46 63V62H45ZM44 63V64H45ZM62 63V62H61ZM69 63V62H68ZM80 63H82L80 61ZM79 63V64H80ZM107 63V64H108ZM176 63V61H175ZM174 63V64H175ZM3 64V63H1ZM7 64V63H6ZM28 64V65H26ZM32 64V63H31ZM54 64V63H53ZM71 63H69L70 65ZM75 64V63H74ZM73 64V65H74ZM88 64V63H87ZM86 64V65H87ZM158 64V63H157ZM238 65H240L241 63L238 62L237 63ZM5 65V64H3ZM57 65V64H56ZM72 65V64H71ZM76 65V64H75ZM74 65V66H75ZM98 65V64H97ZM121 65V64H119ZM126 65V64H125ZM202 65V64H201ZM2 65H0V68H1ZM64 66V65H63ZM63 66L61 68H63ZM68 66V64H67ZM81 66V65H79ZM83 66L85 67L84 63H83ZM91 66H92V63H91ZM100 66V65H99ZM123 65H121V68H122ZM136 66L134 67V69L136 68ZM167 66V65H166ZM198 66V65H197ZM3 67V66H2ZM5 67V66H4ZM18 67V66H17ZM33 67H34V63H33ZM48 67V66H47ZM59 67V65L57 66ZM57 67L55 68L56 70ZM66 67V62H65V66ZM70 67V66H68ZM94 67V65L92 66ZM91 67V69H93ZM98 67V66H97ZM96 67V68H97ZM102 67V66H101ZM100 67V68H101ZM115 67V66H114ZM120 67V66H119ZM158 67V66H157ZM201 67V66H200ZM21 68V67H20ZM19 68V69H20ZM29 68V67H28ZM32 68V66H31ZM36 68V66H35ZM53 68V67H52ZM78 69V67H76ZM89 68V67H87ZM96 68L94 67V73H92V71L90 70V73L88 75V80L89 83L91 82H94L96 80V76L98 75L97 74V71H96ZM108 68V67H107ZM129 68V67H128ZM191 68V67H190ZM5 70V68H3ZM67 69V68H66ZM69 69V68H68ZM72 69V68H71ZM82 69V70H81ZM80 71H83V68H81ZM106 69V68H105ZM127 69V68H126ZM131 69V68H130ZM138 69V68H137ZM178 69V68H177ZM199 69V67H198ZM2 70V68H1ZM4 70L3 71H0L3 72L4 74ZM34 70V69H33ZM51 70V69H50ZM54 71V72H58V71ZM65 70V69H64ZM76 70V69H75ZM89 70V69H88ZM98 70V69H97ZM119 70V69H118ZM167 70V69H166ZM169 70V69H168ZM190 70V69H189ZM68 71V70H66ZM74 71V70H73ZM72 71V72H73ZM85 71V70H84ZM83 71V73H84ZM87 71V69H86ZM96 71V72H95ZM104 71V70H103ZM110 71V70H109ZM112 71V70H111ZM120 71V70H119ZM31 72V71H30ZM74 72H77V71H74ZM88 72V71H87ZM85 72V73H87ZM102 72V69L100 70V74ZM108 72V71H107ZM123 72V71H122ZM188 72V71H187ZM199 72V71H198ZM226 72V71H225ZM18 73V72H17ZM32 73V72H31ZM34 73V72H33ZM59 73V72H58ZM63 73V72H62ZM68 72H66V75H67ZM70 73H71V70H70ZM115 73V72H114ZM117 73V72H116ZM129 73V72H128ZM137 73V71H136ZM178 73V72H177ZM22 74V73H21ZM26 74V73H24ZM38 74V73H37ZM47 74V73H46ZM51 74V73H50ZM61 74V73H60ZM74 74V73H73ZM88 74V73H87ZM113 74V73H112ZM120 74V72H119ZM176 74V73H175ZM183 74V73H182ZM186 74V73H185ZM184 74V75H185ZM193 74V73H191ZM28 75V74H27ZM59 75V74H58ZM62 75V74H61ZM65 75V74H63ZM62 75V76H63ZM77 75V74H76ZM106 75L108 76L109 73ZM117 75V74H116ZM121 75V74H120ZM181 76V74H179ZM252 75V74H251ZM30 76H33L32 74H30ZM35 76V75H34ZM51 76V75H50ZM73 76V75H72ZM81 76V75H80ZM84 76V75H83ZM82 76V77H83ZM99 76V75H98ZM110 76V75H109ZM124 76V75H123ZM132 76V75H131ZM136 76V75H135ZM134 76V77H135ZM1 77V76H0ZM11 77V76H10ZM70 77V75H69ZM79 77V76H78ZM87 77V76H86ZM105 77V76H104ZM117 78V76H115ZM121 77V76H120ZM199 77V75H198ZM37 78V77H36ZM53 78V77H52ZM58 78V77H57ZM57 78H55L56 80L54 82L57 81ZM77 78V76L75 77ZM81 78V77H80ZM116 78H110L108 80V82L105 81V85L103 84V81L101 82L103 84L102 88H100L99 90V87H98V91H94L93 94H92V98L90 97V99L92 100H96V102H103V97L105 94H108L106 93V91H110L112 93V96H113V93L116 95H118V91H117V88H120L118 85H116V81L117 79ZM43 79V78H42ZM46 79V77L44 78V80ZM49 79V78H48ZM60 79V78H59ZM62 79V78H61ZM67 79V78H66ZM101 79V78H100ZM121 78H119L118 80H120ZM129 79V78H127ZM12 80V79H11ZM20 80V79H19ZM23 80V79H22ZM33 80V79H32ZM86 80V79H85ZM84 80V81H85ZM106 80V79H105ZM261 80V79H260ZM41 81V80H39ZM38 81V82H39ZM49 81V80H48ZM53 81V80H52ZM61 81V80H60ZM83 81V80H82ZM83 81V82H84ZM101 81V80H100ZM147 81V82H148ZM180 81V82H181ZM27 82V80H26ZM29 82V81H28ZM58 82V81H57ZM70 82V81H69ZM73 81H71L70 83H72ZM76 82V81H75ZM81 82V81H80ZM119 82V81H118ZM117 82V83H118ZM132 82V81H131ZM10 83V82H9ZM32 83V82H31ZM37 83V82H36ZM41 84V82H39ZM38 83V84H39ZM43 83V81H42ZM60 83V82H59ZM66 83V82H65ZM68 83V84H70ZM78 83V82H77ZM87 83V82H86ZM97 83V81H96ZM120 83V82H119ZM118 83V84H119ZM122 83V81H121ZM127 83V82H126ZM8 84V83H7ZM37 84V85H38ZM57 84V83H56ZM64 84V83H62ZM74 84V82H73ZM90 84V87L92 88L93 86H91ZM196 84V83H194ZM193 84V85H194ZM65 85V84H64ZM71 85V84H70ZM81 85V84H80ZM87 85V84H86ZM93 85H101V84H94ZM130 85V84H129ZM42 86V85H41ZM54 86V85H53ZM58 86V90H59V86L61 87V85H57ZM55 85V87H57ZM67 86V85H66ZM79 86V85H78ZM85 87V84L83 85ZM124 86V85H123ZM192 86V85H191ZM45 87V86H44ZM69 87V86H68ZM72 87V86H71ZM81 87V86H79ZM89 87V88H90ZM122 87V86H121ZM143 87V86H142ZM198 86H196L195 88H197ZM29 88V87H28ZM63 88H66L67 90V87H63ZM61 88V89H63ZM75 88V87H74ZM96 88V87H95ZM3 89V88H2ZM76 89V88H75ZM94 89V88H92ZM123 89V87L121 88V90ZM144 89V88H143ZM193 89V88H192ZM199 89V88H198ZM264 89V88H263ZM77 90V89H76ZM97 90V89H96ZM126 90V89H125ZM123 90V91H125ZM128 90V89H127ZM191 90V88H190ZM44 91V90H43ZM52 91V90H51ZM70 91V90H69ZM68 91V92H69ZM73 91V90H71ZM79 91V90H78ZM84 92V90H82ZM149 91V92H147ZM199 91V90H198ZM56 92H57V89H56ZM62 92V90H61ZM66 92V91H65ZM75 92V91H73ZM109 92V93H110ZM127 92V91H126ZM124 92V93H126ZM130 92V91H129ZM132 92V91H131ZM45 93V92H44ZM49 93V92H48ZM80 93V92H79ZM122 93V94H124ZM141 93V92H140ZM155 93V95H154ZM41 94V93H40ZM51 94V93H50ZM54 94V93H53ZM57 94V93H56ZM55 94V95H56ZM64 94V93H63ZM120 94V95H122ZM137 94V93H136ZM196 94V92L194 93ZM193 94V97L195 99L196 96H194ZM201 95L202 93H199L198 92V95ZM14 95V94H13ZM60 95V94H59ZM58 95L59 98H63V97H60ZM62 95V94H61ZM69 95L71 96V94L69 93ZM67 96V99L69 98L70 99V96ZM89 95V94H88ZM109 95V94H108ZM120 95H118L120 97ZM128 95V94H127ZM133 95V94H131ZM129 95V96H131ZM141 95V94H140ZM139 95V96H140ZM80 96H84L83 95H80ZM90 96V95H89ZM117 96V98H118ZM139 96H137V98L139 99ZM57 97V96H56ZM57 97V98H58ZM73 97L75 98V96L73 95ZM78 97V96H77ZM107 97V96H106ZM122 97V96H121ZM125 97V96H123ZM134 97V96H133ZM132 97V98H133ZM66 98V97H65ZM72 98V99H74ZM85 100H89L86 98V96L84 97ZM115 98V96H114ZM116 98V99H117ZM128 98V96L126 97ZM125 98V99H126ZM130 98V97H129ZM155 98V100H154ZM165 98V97H164ZM167 98V99H168ZM199 98V96H198ZM14 99V98H13ZM68 99V104H69V101H71V99L69 100ZM77 100L79 99L76 98ZM108 99V97L106 98ZM113 99V98H112ZM124 99V98H123ZM122 99V100H123ZM131 99V98H130ZM129 99V100H130ZM144 99V100H145ZM153 99V100H152ZM192 99V102L193 100ZM34 100V99H33ZM75 100V99H74ZM76 100V101H77ZM80 100V99H79ZM119 100V99H117ZM116 100V101H117ZM131 100H134L131 99ZM157 100L158 97H157ZM165 100V99H164ZM170 100V101H171ZM185 100V101H184ZM40 101V100H39ZM58 101V100H57ZM62 101V100H61ZM64 101V100H63ZM73 101V100H72ZM71 101V102H72ZM75 101V102H76ZM81 101V100H80ZM83 101V100H82ZM106 101V100H105ZM110 101V100H109ZM115 101V100H114ZM169 101V103H170ZM197 101V100H195ZM55 102V101H54ZM74 102V103H75ZM78 102V101H77ZM85 102V101H83ZM88 102V101H86ZM94 102V101H93ZM93 102H91L93 104ZM95 102V103H96ZM122 102V101H121ZM125 102V101H124ZM127 102V101H126ZM130 102H135V101H130ZM158 102V101H156ZM155 102V104H156ZM80 103V102H79ZM107 103V102H104V104ZM118 103V102H117ZM139 103V101H138ZM137 103V104H138ZM144 103V102H143ZM174 103V102H173ZM195 103V102H194ZM41 104V103H39ZM76 104V103H75ZM74 104V105H75ZM84 104V103H83ZM111 104V103H110ZM109 104V105H110ZM113 104H116V103H113ZM141 104V102L139 103ZM146 104V103H145ZM159 104V102H158ZM157 104V105H158ZM161 104V103H160ZM164 105L166 104L163 103ZM180 104V105H181ZM201 104V103H200ZM1 105V104H0ZM31 105V104H30ZM72 105V104H71ZM96 105V104H95ZM99 105V104H98ZM106 105V104H105ZM123 105V104H122ZM130 105V103H129ZM152 105V104H151ZM157 105H156V108H157ZM164 105H160V106H164ZM173 105V104H172ZM39 106V105H38ZM83 106V105H82ZM100 106V105H99ZM131 106V105H130ZM135 106H136V103H135ZM140 106V105H139ZM142 106V105H141ZM146 106V105H144ZM141 107L139 110L143 109L144 108ZM148 106V105H147ZM168 106V104L166 105ZM170 106V105H169ZM168 106V107H169ZM190 106V105H189ZM43 107V106H42ZM71 107V106H70ZM77 107V106H76ZM98 107V106H97ZM128 107V105H127ZM159 107V106H158ZM172 107H175V106H172ZM171 107V108H172ZM185 107V106H183ZM82 109H84V107H81ZM115 108V107H114ZM113 108V110H114ZM117 108V107H116ZM120 108V107H119ZM131 108V107H130ZM154 108V107H153ZM163 109L160 110L159 112V109H157L156 113L159 116H162V115H165L170 112V111H173V110H170V109H167L166 107H162ZM3 109V108H2ZM1 109V110H2ZM7 109V108H6ZM80 109V108H79ZM95 110V108L92 107V110ZM101 109V108H100ZM137 109V108H135ZM133 108V110H135ZM161 109V107H160ZM174 109V108H173ZM177 109V108H176ZM190 109V108H189ZM28 110V109H27ZM46 110V109H45ZM72 110V109H71ZM109 110V109H108ZM138 110V111H139ZM145 110V109H144ZM143 110V111H144ZM148 110V109H147ZM62 111V110H61ZM75 111V110H74ZM78 111V110H77ZM89 111V110H88ZM88 111H87V115L88 114ZM101 111V110H100ZM191 111V110H190ZM54 112V111H53ZM52 112V113H53ZM80 112V111H79ZM83 112V111H82ZM86 112V111H85ZM126 112V111H125ZM130 112V111H129ZM134 112V111H133ZM150 112V111H149ZM148 112V113H149ZM174 112V111H173ZM193 112V111H192ZM191 112V114H192ZM8 113V111H7ZM16 113V112H15ZM31 113V112H30ZM74 113V112H73ZM90 113V112H89ZM97 113V112H96ZM116 113V112H115ZM119 113V112H118ZM141 113V112H140ZM145 113V115H150V114H146V111L145 112H142V114ZM171 114H173L172 112H170ZM1 114V113H0ZM83 114V113H82ZM91 114V113H90ZM112 114V113H111ZM126 114V113H125ZM129 114V113H128ZM134 114V113H133ZM132 114V115H133ZM153 114V113H152ZM169 114V113H168ZM189 114V113H188ZM34 115V114H33ZM65 115V114H64ZM154 115V114H153ZM183 115V114H182ZM259 116L258 120L260 121L261 120V124L258 125V121L256 122V117L255 116ZM1 116V115H0ZM156 116V115H155ZM172 116V115H171ZM58 117V116H57ZM64 117V116H63ZM62 115L61 117L59 118H63ZM68 117V116H67ZM79 117V116H78ZM88 117V116H87ZM93 117V116H92ZM121 117V116H120ZM176 117V116H175ZM77 118V117H76ZM103 118V117H102ZM101 118V119H102ZM161 118V117H160ZM182 118V117H181ZM194 118V117H193ZM57 119V118H56ZM68 119V118H67ZM108 119V118H107ZM106 119V120H107ZM128 119V118H127ZM132 119V118H130ZM152 119V118H151ZM157 119V117H156ZM69 120V119H68ZM86 120V119H85ZM95 120V119H94ZM120 120V119H119ZM122 120V119H121ZM150 120V119H149ZM170 120V119H168ZM172 120V119H171ZM181 120V119H180ZM54 121V120H53ZM60 121V120H59ZM63 121V120H62ZM100 121V119H99ZM153 121V119H152ZM165 121V120H163ZM162 121V122H163ZM61 122V121H60ZM77 122V121H76ZM106 122V121H105ZM112 122V123H111ZM110 122V125L112 127V130L113 128L115 129L117 123L115 120L111 121ZM132 122V121H131ZM151 122V121H149ZM157 125H159V122L161 121H157ZM170 122V121H169ZM173 122V120H172ZM171 122V123H172ZM79 123V122H78ZM107 123V122H106ZM109 123V122H108ZM135 123V121H134ZM164 123V122H163ZM166 123V122H165ZM171 123H168L170 125H172ZM260 123V122H259ZM64 124V123H63ZM80 124V123H79ZM119 124V123H118ZM133 124V123H132ZM168 124H166L167 126H169ZM177 124V123H176ZM65 125V124H64ZM101 125V124H100ZM105 125V124H104ZM161 125V124H160ZM165 125V124H164ZM180 124H178V127ZM184 125V124H183ZM181 124V126H183ZM75 126V125H74ZM81 126V125H80ZM123 126V125H122ZM53 127V126H52ZM55 127V126H54ZM87 127V126H86ZM110 127V126H109ZM162 127V125H161ZM264 127V126H263ZM46 128V127H45ZM48 128V127H47ZM70 128V126H69ZM73 128V127H72ZM75 128V127H74ZM118 128V126H117ZM153 128V127H152ZM172 126L170 127L169 130H171ZM183 128V127H182ZM182 128L180 129L181 131ZM61 129V128H60ZM78 129V128H77ZM87 129V128H86ZM107 129V128H106ZM109 129V128H108ZM167 129V127H166ZM174 129V127H173ZM176 129V128H175ZM179 128H177L176 130L178 131ZM101 130V129H100ZM110 130V129H109ZM111 130V131H112ZM116 130V129H115ZM118 130V129H117ZM165 130V129H164ZM163 130V131H164ZM54 131V130H53ZM77 131V130H76ZM114 131V130H113ZM112 131V132H113ZM181 131H178V132H181ZM7 132V131H6ZM67 132V131H66ZM72 132V131H71ZM101 132V131H100ZM119 132V131H118ZM124 132V131H123ZM122 132V133H123ZM177 132V133H178ZM73 133V132H72ZM86 133V132H85ZM120 133V132H119ZM177 133H175V130L171 133L173 136L171 137H174ZM183 133V132H182ZM181 133V134H182ZM59 134V133H58ZM67 134V133H66ZM118 134V133H116ZM170 134V135H171ZM47 135V134H46ZM69 135V134H68ZM119 135V134H118ZM117 135V136H118ZM124 135V134H123ZM67 136V135H66ZM92 136V135H91ZM95 136V135H94ZM102 136V135H101ZM100 136V137H101ZM125 136V135H124ZM127 136V135H126ZM183 136V135H181ZM264 136V135H263ZM57 137V136H56ZM76 137V136H75ZM107 137L106 139L103 137L101 139H105L107 140L106 144L103 145L102 148H99L98 146V152L99 153H96V159L97 161L94 163L92 162V160L89 161V154H88V160L85 158V160L81 161L83 162L84 164H86V167H88V171H87V174H83L84 173V169L81 168L80 166L78 167L77 165V168H76V171H77V174L76 173H73L72 174H76V177H75V183H74V194L75 196L70 198L71 200L69 202H62L60 203V205H57L56 207H54V202L56 201H52V205L53 207L50 208L49 206L50 205H44L42 210H39L36 213V217H33L35 215H31L30 217H27L24 219V225L26 227L30 226L32 223H35L36 225V229L29 233L27 236H23V235H19L17 236L18 239L22 240V241H28V239L31 237V236H38V235H41V234H44L45 235L47 234V239H51L52 236L55 234H57V236H61L65 239H67V241L69 242V244H72V245H75V247L77 248V253L75 254H78V256L73 260L71 261L69 264H103V263H108V262H111V261H116V260H120V259H124L127 255V246H128V243H129V234L131 232V229L133 226H139L142 230H145V231H149V232H152L155 237H156V250H155V255H154V259H153V264H217L215 261H214V256L215 254L219 253V249L217 248V245H216V242H218V240H220V238H223L222 236L219 238L216 234V231H219V229L221 228H224L226 227V225L228 224V220H226L225 218H218V220L216 221L215 219H212L211 216H213V212H217L215 211L216 208L219 206V203L221 201V199H223V197L226 196V194L229 193V191H227V187L226 186H221L219 187V185H217L216 187H211L210 186V182H212V179L211 176L212 174L214 173H211V171H213V168L211 166V160L209 159L207 161V165L205 167H201V166H198L197 164H195L194 162H189L190 158L191 157V154H190V158H187V155H186V158L184 156H182V159L181 157L180 158V163H179V167L175 168L176 171L173 172L170 177L172 178L171 181H167V182H161L159 181L158 179H151L150 178V174L149 175H146V174H140V177H139V174H138V177H137V174L136 177L132 178V176L134 175H130V177L132 178L131 180L128 179V172L125 171L124 169V172H122L121 170V164H123L122 162L124 161H121V158H119V154L116 152L115 150V145L117 146V143L115 142L116 139H118L119 137H116L113 133L111 134H108V136H105ZM187 137V136H186ZM72 138V137H71ZM74 138V137H73ZM73 138L71 140V142L73 141ZM123 138V137H122ZM177 137L175 136V139ZM180 138V137H179ZM182 138V137H181ZM86 139V138H85ZM89 138H87L88 140ZM94 139V138H93ZM100 139V138H99ZM100 139V140H101ZM127 139H129V137H127ZM126 139V140H127ZM174 139V140H175ZM66 140V139H65ZM75 140V139H74ZM76 140H77V137H76ZM86 140V141H87ZM100 140L98 141L100 144ZM124 140V139H123ZM178 140V139H176ZM83 141V140H81ZM81 141L80 144H81ZM91 141V140H88V142ZM102 141V140H101ZM120 141V140H119ZM173 141V140H172ZM169 141L171 142L172 144H177V147L176 148H183V147H187L189 148L190 145L189 143H192V142H188L185 140V142H182L184 141V139L181 141L178 140V141ZM66 142V141H65ZM84 144H85V140L83 141ZM116 144H115V143ZM197 143V142H196ZM195 143V145H196ZM61 144V143H60ZM90 144V143H89ZM93 144V143H92ZM97 144V143H95ZM103 144V142L99 145L101 147V145ZM172 144L171 147H172ZM194 144V143H192ZM199 144V142H198ZM197 144V145H198ZM201 144V143H200ZM70 145V144H69ZM83 145V144H82ZM86 146V145H85ZM84 146V147H85ZM88 146H91L88 145ZM119 146V145H118ZM129 146V145H128ZM173 146H176V145H173ZM179 146V147H178ZM193 146V145H192ZM76 147V146H75ZM74 147V148H75ZM79 147V146H77ZM83 147V146H82ZM121 147V146H120ZM195 146H193L194 148ZM71 148V147H69ZM93 148V147H92ZM91 148V149H92ZM95 148V147H94ZM175 148V147H173ZM179 148V149H180ZM57 149V148H56ZM73 149V148H72ZM84 149V148H83ZM90 149V148H89ZM90 149V150H91ZM125 149V148H124ZM172 149V148H171ZM54 150V149H53ZM65 150V148H64ZM63 150V151H64ZM177 150V149H176ZM51 151V150H50ZM62 151V150H61ZM74 151V150H73ZM94 151V149H93ZM97 151V149H96ZM173 151V150H171ZM185 151V150H184ZM187 151V149H186ZM185 151V152H186ZM189 151V150H188ZM65 152V151H64ZM69 152V150H68ZM85 152V151H84ZM176 153V151L174 150L173 153ZM179 152V151H178ZM177 152V154H178ZM181 152V151H180ZM179 152V153H180ZM183 152V151H182ZM70 153V152H69ZM68 153V154H69ZM82 153V152H81ZM89 153V152H88ZM184 153V152H183ZM187 153V152H186ZM190 153V151L188 152ZM203 153V152H202ZM128 154V153H127ZM79 155V154H78ZM71 156V155H70ZM92 156V155H90ZM95 157V155H93ZM64 157V156H63ZM62 157V158H63ZM79 157V156H78ZM93 157V158H94ZM61 158V159H62ZM80 158V157H79ZM83 158V157H82ZM64 159H66V157H64ZM133 159V158H132ZM86 160L88 162H86ZM65 161V160H64ZM68 161V160H66ZM65 161V162H66ZM51 162V161H50ZM69 162V161H68ZM127 162V161H126ZM136 162V161H135ZM134 162V163H135ZM132 163V162H130ZM55 164V163H54ZM67 164V163H66ZM65 164V165H66ZM70 164V163H69ZM82 164V163H81ZM129 166L132 165V164H128ZM127 165V167H128ZM60 166V164H59ZM67 166V165H66ZM124 166V165H123ZM135 166V164H134ZM61 167V166H60ZM65 167V166H64ZM75 167V166H74ZM140 167V166H139ZM142 167V166H141ZM199 168L198 170L201 171L202 175H203V178H202V185L201 186H197V185H194V184H191L192 182H190V180H188V170L191 169V168ZM46 168V167H45ZM68 168H71L70 165L68 166ZM125 168V167H124ZM138 168V167H137ZM64 169V168H62ZM67 171V168H65ZM73 169V168H71ZM70 169V170H71ZM75 169V168H74ZM73 169V170H74ZM86 169V168H85ZM136 169V166L134 169L132 170H135ZM228 169V168H227ZM35 170V169H34ZM38 170V169H37ZM42 170V169H41ZM45 170V169H44ZM84 170V171H83ZM5 170L4 168L0 170V173H3ZM43 171V170H42ZM138 171V170H137ZM191 171V170H190ZM21 172V171H20ZM24 172V171H23ZM40 172V171H39ZM50 172V171H49ZM75 172V171H74ZM106 173L105 177H106V183L105 185H103V195H104V202L102 204V208L101 210H97L94 206H93V199L94 197L96 196V189H95V185L97 184L96 182V175H101L103 173ZM127 172V173H126ZM136 172V170L134 171ZM142 172V171H141ZM145 172V171H144ZM25 173V172H24ZM132 173V172H131ZM127 174V176H126ZM134 174V173H133ZM3 175V174H2ZM1 175V176H2ZM38 175V174H36ZM49 175V174H48ZM55 175V174H54ZM61 176V175H60ZM65 176V174H64ZM69 176V174H68ZM73 176V175H72ZM22 177V176H21ZM48 177V176H47ZM54 177V176H53ZM57 177V175L55 176ZM59 177V176H58ZM41 178V177H40ZM39 178V179H40ZM51 178V177H50ZM157 178V177H155ZM46 179V178H45ZM57 179V178H56ZM61 180V178H58V180ZM170 179V178H169ZM11 180V179H10ZM52 180V179H51ZM57 180V181H58ZM72 180V179H70ZM40 181V180H38ZM53 181V180H52ZM51 181V182H52ZM56 181V182H57ZM67 181V180H66ZM12 182V181H11ZM10 182V183H11ZM61 182L63 183V181L61 180ZM1 183V182H0ZM43 183V182H42ZM50 183V182H49ZM59 183V182H58ZM164 183H166L164 185ZM8 184V183H7ZM13 184V183H12ZM51 184V183H50ZM60 184V183H59ZM58 184V185H59ZM64 186L66 187L65 189L69 190V187L68 185L71 187L70 184L68 183H65L64 181ZM54 185V184H53ZM52 185V186H53ZM24 186V185H23ZM61 186V185H60ZM244 186H247V185H244ZM243 186V190L246 191L247 193L249 194H252L253 193V189H249V187H244ZM35 187V186H34ZM41 187V186H40ZM51 187V186H50ZM63 187V186H62ZM46 188V187H45ZM54 188V187H53ZM59 188V187H58ZM72 188L71 187L70 191H72ZM25 189V188H24ZM36 189V188H35ZM40 189V188H39ZM63 189V188H62ZM64 189V190H65ZM6 190V189H5ZM18 190V189H17ZM37 190V189H36ZM52 190V189H50ZM53 191V190H52ZM62 191V190H61ZM72 191V192H73ZM42 192V191H41ZM48 192H51L48 190ZM65 193H61V195L63 194H67V193H70V192H67L64 191ZM228 192V193H227ZM29 193V192H28ZM52 193V192H51ZM39 194V193H38ZM55 194V193H54ZM60 194V193H59ZM73 194V195H74ZM29 195V194H28ZM40 195V194H39ZM229 195V194H228ZM45 196V195H44ZM57 196V194L55 195ZM54 196V197H55ZM124 196V197H123ZM51 197H52V194H51ZM58 197V196H57ZM175 197H180L178 202H175L174 201V198ZM25 198V197H24ZM23 198V199H24ZM36 198V197H35ZM39 198V197H38ZM42 198V197H41ZM50 199V197H48ZM49 199L47 200L46 198V203L49 201ZM52 199H55V198H52ZM50 199V202L51 200ZM38 200V199H37ZM42 200V199H40ZM39 200V201H40ZM57 200V199H56ZM227 200V198H226ZM262 200V199H261ZM2 201V200H1ZM18 201V200H17ZM16 201V202H17ZM25 201V200H24ZM34 201V200H33ZM36 201V200H35ZM174 201V202H173ZM26 202V201H25ZM24 202V203H25ZM32 202V201H31ZM37 202V201H36ZM35 202V203H36ZM45 202V201H44ZM262 202V201H261ZM21 203V202H20ZM23 203V202H22ZM33 203V202H32ZM34 203V204H35ZM40 203V202H39ZM42 203V202H41ZM59 203V202H58ZM72 203H74V208H71V205ZM29 203H27L28 205ZM71 204V205H70ZM1 205V204H0ZM7 205V204H6ZM21 205V204H20ZM19 205V206H20ZM24 205V204H22ZM26 205V204H25ZM32 205V204H31ZM29 205V207L31 206ZM36 205H39V204H36ZM34 205V206H36ZM56 205V204H55ZM10 206V205H8ZM12 206V205H11ZM33 206V207H34ZM40 206V205H39ZM48 206V207H47ZM120 206V208H119ZM223 206V205H222ZM18 207V206H17ZM16 207V208H17ZM22 207V206H21ZM24 207V206H23ZM28 207V206H27ZM32 207V206H31ZM11 208V207H10ZM36 208V207H34ZM119 208V210H118ZM177 209L179 211H177ZM6 210V208H5ZM8 210V208H7ZM26 210V208H25ZM19 211V210H17ZM24 211V210H23ZM27 211V210H26ZM29 211L31 212L30 208H29ZM119 211V213H118ZM177 212H180L179 215L176 213ZM13 212V210H12ZM33 212V211H32ZM31 212V213H32ZM11 213V211H10ZM22 213V212H21ZM223 213V212H222ZM221 213V214H222ZM3 213H1V207H0V264H6L5 261L8 257V248H6L5 244H7L11 238L17 234V233H14V232H9L8 229H10V226L11 224L14 222L13 217H10L12 219H7L2 215ZM5 214V213H4ZM9 214V213H8ZM13 214V213H12ZM24 214V213H23ZM38 214V216H37ZM118 214V215H117ZM11 216V214H9ZM30 215V214H29ZM28 215V216H29ZM117 215V217H116ZM223 215V214H222ZM224 216V215H223ZM17 217V216H16ZM26 217V216H25ZM22 218V217H21ZM12 220V222H11ZM20 220V219H18ZM17 221V220H16ZM23 222V221H22ZM218 222H219V225H218ZM114 226H115V230L114 231V235H115V242L112 243V238H114V236L112 237V233L109 234V232L111 231L112 232V229H114ZM18 229V228H17ZM196 229V230H195ZM227 229V228H226ZM196 231V232H195ZM198 231V232H197ZM233 231V230H231ZM230 232V231H229ZM234 232H232L233 234ZM231 234V233H229ZM234 235V234H233ZM112 238H111V237ZM230 236V235H229ZM51 237V238H50ZM232 237V236H231ZM236 237V236H235ZM238 237V236H237ZM235 239V238H234ZM237 239V238H236ZM232 240V243L230 245H238L239 244V241L237 240ZM239 239V237H238ZM222 240V239H221ZM93 249V250H92ZM229 249V248H228ZM92 251H94L92 253ZM225 252H228L230 253L228 250H225ZM224 252V253H225ZM264 253V252H263ZM227 254V253H226ZM261 254V253H260ZM263 256V255H262ZM228 257V256H227ZM226 258V257H225ZM229 258V257H228ZM221 264H224L223 262Z\"/></svg>",
	"mask_w": 264,
	"mask_h": 264
},
{
	"label": "built area",
	"instance_id": "2783aa9c",
	"mask_svg": "<svg viewBox=\"0 0 264 264\" xmlns=\"http://www.w3.org/2000/svg\"><path fill=\"white\" fill-rule=\"evenodd\" d=\"M156 237L152 232L133 226L129 234L127 255L124 259L103 264H153Z\"/></svg>",
	"mask_w": 264,
	"mask_h": 264
}]
</instances>
